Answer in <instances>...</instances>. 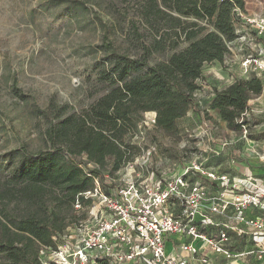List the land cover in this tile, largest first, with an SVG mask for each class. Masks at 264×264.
<instances>
[{
  "label": "rangeland",
  "instance_id": "374dc122",
  "mask_svg": "<svg viewBox=\"0 0 264 264\" xmlns=\"http://www.w3.org/2000/svg\"><path fill=\"white\" fill-rule=\"evenodd\" d=\"M75 9L58 0H0V184L5 186L19 168L22 156L15 150L25 147L29 153L51 151L47 129L66 116L79 115L110 89L102 80L116 54L137 58L151 36L139 21L142 0H79ZM245 15L264 14V0H244ZM96 17L107 25L106 50L104 30ZM143 34L133 37L131 22ZM193 21L192 19L189 22ZM194 22L204 25L202 22ZM238 39L229 46L222 63H206L196 81L191 108L176 122L174 132L155 126V112L143 113L136 131L128 135L134 146L133 160L114 171L111 163L100 170L102 183L124 185L127 180L152 181L179 174L195 160L216 171L238 174H262L264 168V78L245 73L240 61L257 44L251 28L237 25ZM252 42V43H251ZM251 43V44H250ZM186 43H180L176 51ZM172 51L152 53L150 64L166 61ZM252 76L263 81L262 93L247 103V111L237 120L241 128H229L217 110L210 109L214 90H222L236 80ZM15 79L19 92L12 88ZM77 162L93 168L86 158ZM105 188V187H104ZM99 200L91 199L81 208L68 209L62 204V231L54 237L55 246L40 247L41 264L52 262L55 252L75 247L81 236L99 220ZM16 219L35 214L25 203H11ZM38 217L40 216L36 213ZM142 264V263H135Z\"/></svg>",
  "mask_w": 264,
  "mask_h": 264
},
{
  "label": "trees",
  "instance_id": "16d2710c",
  "mask_svg": "<svg viewBox=\"0 0 264 264\" xmlns=\"http://www.w3.org/2000/svg\"><path fill=\"white\" fill-rule=\"evenodd\" d=\"M58 1L70 10L84 6L79 0ZM138 10V23L151 36L149 46L143 45V55H115L110 70L101 75L110 89L87 110L47 129L51 151L29 153L23 146L15 150L22 156L19 168L5 186L0 184V264H41L40 247L55 246L53 238L62 231V204L72 210L78 195L92 189L95 178L102 182L100 170L108 162L116 171L133 160L135 147L127 138L143 113L155 112L157 129L176 130V122L192 106L203 65L222 63L229 43L238 38L236 27L242 24L238 12L245 13V6L244 0H142ZM96 19L109 50L107 25ZM131 26L135 40L144 38L137 23L132 21ZM180 43L186 46L176 51ZM166 48L172 51L166 61L148 62L152 53ZM12 88L19 92L15 79ZM262 90L259 77L236 80L213 91L210 109L217 110L229 128H241L246 122L237 120ZM83 156L93 168L76 161ZM102 186L110 195L114 185ZM22 202L40 216L14 218L8 207ZM88 202L79 198L80 208Z\"/></svg>",
  "mask_w": 264,
  "mask_h": 264
},
{
  "label": "built area",
  "instance_id": "2783aa9c",
  "mask_svg": "<svg viewBox=\"0 0 264 264\" xmlns=\"http://www.w3.org/2000/svg\"><path fill=\"white\" fill-rule=\"evenodd\" d=\"M238 15L241 27L251 28L257 42L240 66L264 78V14ZM238 39L248 41L242 34ZM261 162L264 168V159ZM261 173L219 172L195 160L172 177L150 182L131 178L113 187L110 195L95 178L74 208H80L79 198L99 200V220L75 247L55 252L52 262L187 264L180 256L187 253L199 256L201 264H208L211 254L227 262L251 258L264 264V170ZM169 240L175 252L168 251Z\"/></svg>",
  "mask_w": 264,
  "mask_h": 264
},
{
  "label": "crops",
  "instance_id": "0c3cea01",
  "mask_svg": "<svg viewBox=\"0 0 264 264\" xmlns=\"http://www.w3.org/2000/svg\"><path fill=\"white\" fill-rule=\"evenodd\" d=\"M173 243H174L173 240L167 241L166 247H167L168 251L175 252L173 250ZM180 256L187 260V264H201L198 262V259H197V257H199V256H195V258H194V256L190 257L187 253H181ZM209 257H210L209 258L210 261L208 262V264H257L255 262V260H253L251 258H247V259L237 261V262H227V261H224L223 258L221 256H218V255H212L211 254Z\"/></svg>",
  "mask_w": 264,
  "mask_h": 264
}]
</instances>
